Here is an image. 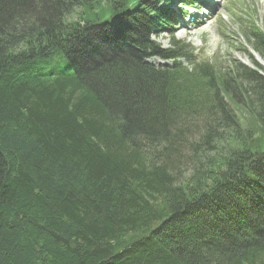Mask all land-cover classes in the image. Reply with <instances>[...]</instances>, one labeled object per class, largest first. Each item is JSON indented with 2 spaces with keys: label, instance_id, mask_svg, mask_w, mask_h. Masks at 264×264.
Returning a JSON list of instances; mask_svg holds the SVG:
<instances>
[{
  "label": "trees",
  "instance_id": "obj_1",
  "mask_svg": "<svg viewBox=\"0 0 264 264\" xmlns=\"http://www.w3.org/2000/svg\"><path fill=\"white\" fill-rule=\"evenodd\" d=\"M166 13L0 0V264H264V75L161 49Z\"/></svg>",
  "mask_w": 264,
  "mask_h": 264
},
{
  "label": "rangeland",
  "instance_id": "obj_2",
  "mask_svg": "<svg viewBox=\"0 0 264 264\" xmlns=\"http://www.w3.org/2000/svg\"><path fill=\"white\" fill-rule=\"evenodd\" d=\"M154 0H151L150 2H153ZM231 0H222L221 4L217 6V9H219L218 16H212L210 21L207 24V27L202 30L203 32L200 34L194 36L193 30L189 31L191 35H186L184 29L180 28L179 25L176 26L174 31V37L177 39H181L183 37L187 38V42L194 48L195 54L198 53L200 57L208 59V62L211 66L215 67L213 65V61H217V59L226 60V63L231 61H239L244 66L255 70L259 75H262L260 71H258L256 68L253 67L251 61H250V55L247 52L248 45L245 42L244 38L239 34V31L237 30L234 22L230 18H235L236 15L238 18L243 17L244 15H247V12L253 11L252 7L249 4V0H244L246 4L245 10L241 9L240 3L231 11H228V7L230 6ZM253 5L257 6L258 13L254 17V22L256 21L258 24H262L263 18L262 14L264 11V0H251ZM216 3V0H214ZM242 2V1H241ZM195 10V9H194ZM214 9L206 11L205 13L197 15L198 18L196 20L192 21V23H195L200 19L198 23H202L206 21L205 19L210 18L211 12H213ZM206 14V16H204ZM196 27H200V24ZM208 30V31H207ZM126 33H133L129 29H125ZM193 33V34H192ZM154 41L157 45L160 46L161 49L166 48L169 46L168 41V35L162 34L159 37H155ZM118 44V40L114 39L113 46ZM236 44H239L240 47ZM246 50V52H244ZM251 50V48H249ZM90 58H84V62H88ZM154 63H158L161 60L153 59L151 60ZM83 63V62H81ZM169 62H162L158 64H167ZM224 64V63H223ZM234 65L226 67L228 70H232ZM227 74L232 77L236 84H239V81L244 83V79L242 78L239 80V77L235 71H229ZM249 120V117L245 118V122L247 123ZM186 124L190 125L193 123L200 124L198 129H191L192 131L189 132L191 136L198 137V135L203 134L205 132L204 124H201V121H192L185 119L184 121ZM252 124V125H251ZM250 124L252 129H258V122H253ZM253 133V136L256 135L261 129L259 130H251ZM184 164L178 165V167H181L182 169H186L191 162H187V160L183 161Z\"/></svg>",
  "mask_w": 264,
  "mask_h": 264
},
{
  "label": "bare ground",
  "instance_id": "obj_3",
  "mask_svg": "<svg viewBox=\"0 0 264 264\" xmlns=\"http://www.w3.org/2000/svg\"><path fill=\"white\" fill-rule=\"evenodd\" d=\"M209 1H213V0H209ZM198 5L204 6V7H208L206 8V11L212 10L213 8H209V6L212 5L211 2H206V3H196L194 6L197 7ZM204 16H206V14H204ZM196 18H198V16H196ZM200 23H198L197 25H199Z\"/></svg>",
  "mask_w": 264,
  "mask_h": 264
},
{
  "label": "snow or ice",
  "instance_id": "obj_4",
  "mask_svg": "<svg viewBox=\"0 0 264 264\" xmlns=\"http://www.w3.org/2000/svg\"><path fill=\"white\" fill-rule=\"evenodd\" d=\"M133 2H134V0H133Z\"/></svg>",
  "mask_w": 264,
  "mask_h": 264
}]
</instances>
